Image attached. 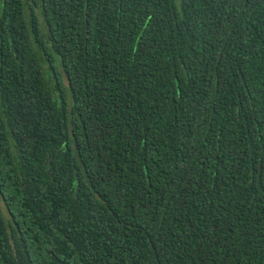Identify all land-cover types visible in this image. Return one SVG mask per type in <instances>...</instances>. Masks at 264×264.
<instances>
[{"label": "trees", "instance_id": "obj_1", "mask_svg": "<svg viewBox=\"0 0 264 264\" xmlns=\"http://www.w3.org/2000/svg\"><path fill=\"white\" fill-rule=\"evenodd\" d=\"M0 264H264V0H0Z\"/></svg>", "mask_w": 264, "mask_h": 264}]
</instances>
